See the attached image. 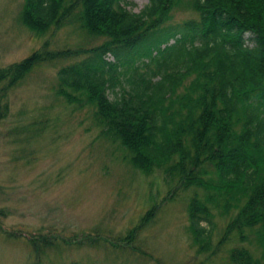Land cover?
<instances>
[{"label": "rangeland", "instance_id": "1", "mask_svg": "<svg viewBox=\"0 0 264 264\" xmlns=\"http://www.w3.org/2000/svg\"><path fill=\"white\" fill-rule=\"evenodd\" d=\"M195 1H175L151 41L122 55H104L115 85L128 87L131 78L143 75L152 84L164 82L155 75L157 59L174 43L168 34L198 17ZM61 5L66 14L61 25L35 30L23 20L25 0H0V67L37 52L91 50L109 42L86 27L81 0ZM150 5V0H124L115 6L138 16ZM245 38L249 47L256 46L251 33ZM92 58L87 52L42 62L10 92V112L0 124V264H233L232 249L242 247L262 259V227L246 231L244 240L236 232L225 238L237 208L216 211L211 240L197 243L190 205L195 195L204 201L206 191L182 190L164 170L138 168L123 143L98 123L94 91H87L92 101L84 96L69 103L62 91L82 95L61 85L60 70ZM181 65L175 73L181 81L170 87L171 109H178L180 96L198 76L191 62L190 71ZM233 116L240 133L246 115Z\"/></svg>", "mask_w": 264, "mask_h": 264}, {"label": "trees", "instance_id": "2", "mask_svg": "<svg viewBox=\"0 0 264 264\" xmlns=\"http://www.w3.org/2000/svg\"><path fill=\"white\" fill-rule=\"evenodd\" d=\"M64 1L25 0V24L35 30L61 25L66 18L61 13ZM81 1L86 27L109 42L97 49L55 55L37 52L0 67V124L10 112V92L40 63L94 53L93 60L59 72L61 85L79 90L82 96L63 93L61 87L62 94L69 103H79L84 96L92 101L93 96L99 103L98 123L123 143L138 168L147 173L164 170L182 190L206 191L204 201L195 195L190 205L196 242L211 240L216 211L227 214L233 208L240 210L228 224L225 238L236 232L244 240L246 231L259 226L264 235V0L258 5L245 0L214 4L196 0L198 17L168 34L174 43L157 59L155 75L164 82L155 85L143 75L131 78L128 87L115 85L104 55H122L149 42L151 32L165 24L177 0H150L148 10L138 16L116 8L124 0ZM247 32L256 46L247 45ZM190 62L198 76L180 96L178 109H171L175 90L170 87L181 81L175 76L178 64L190 71ZM89 90L95 94L88 96ZM236 112L246 115L240 133L232 120ZM230 255L233 264H264V257L255 258L246 247L234 248Z\"/></svg>", "mask_w": 264, "mask_h": 264}, {"label": "bare ground", "instance_id": "3", "mask_svg": "<svg viewBox=\"0 0 264 264\" xmlns=\"http://www.w3.org/2000/svg\"><path fill=\"white\" fill-rule=\"evenodd\" d=\"M161 30H162L161 27H159V28H155V31H154V32L152 31L151 34H150V35H151L150 39L152 40V39H153V36L156 35V34H158ZM150 39H149V40H150ZM151 40H150V41H151Z\"/></svg>", "mask_w": 264, "mask_h": 264}]
</instances>
